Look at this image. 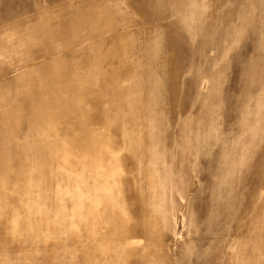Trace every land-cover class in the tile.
<instances>
[{"label":"rangeland","instance_id":"1","mask_svg":"<svg viewBox=\"0 0 264 264\" xmlns=\"http://www.w3.org/2000/svg\"><path fill=\"white\" fill-rule=\"evenodd\" d=\"M0 264H264V0H0Z\"/></svg>","mask_w":264,"mask_h":264}]
</instances>
